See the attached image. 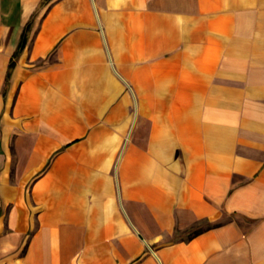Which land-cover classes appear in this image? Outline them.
Masks as SVG:
<instances>
[{
	"label": "crops",
	"instance_id": "crops-1",
	"mask_svg": "<svg viewBox=\"0 0 264 264\" xmlns=\"http://www.w3.org/2000/svg\"><path fill=\"white\" fill-rule=\"evenodd\" d=\"M0 264H264V0H0Z\"/></svg>",
	"mask_w": 264,
	"mask_h": 264
},
{
	"label": "rangeland",
	"instance_id": "rangeland-1",
	"mask_svg": "<svg viewBox=\"0 0 264 264\" xmlns=\"http://www.w3.org/2000/svg\"><path fill=\"white\" fill-rule=\"evenodd\" d=\"M227 217L228 215L224 216V219H226ZM210 222H212V224L216 223L213 221H210ZM207 226H208V223L206 222L205 219L196 220L194 222V225H192L190 228L186 230H175L172 234L166 236L163 241L169 242V241L185 239L189 236V233H191L193 230L194 232L199 231V230L205 229Z\"/></svg>",
	"mask_w": 264,
	"mask_h": 264
},
{
	"label": "trees",
	"instance_id": "trees-1",
	"mask_svg": "<svg viewBox=\"0 0 264 264\" xmlns=\"http://www.w3.org/2000/svg\"><path fill=\"white\" fill-rule=\"evenodd\" d=\"M13 65V63L11 64V66ZM206 220V219H205ZM206 222L208 223V226L205 228V229H207V228H210V227H212V226H214L215 224H212V222H210L209 220H206ZM204 229H202V230H199V231H195L194 232V230L191 232V233H189V236L187 237V238H185V239H181V240H188V239H190V238H192L193 236H195V235H197L198 233H200L201 231H203ZM176 241H178V240H176Z\"/></svg>",
	"mask_w": 264,
	"mask_h": 264
}]
</instances>
